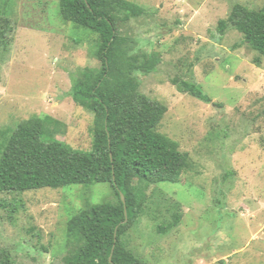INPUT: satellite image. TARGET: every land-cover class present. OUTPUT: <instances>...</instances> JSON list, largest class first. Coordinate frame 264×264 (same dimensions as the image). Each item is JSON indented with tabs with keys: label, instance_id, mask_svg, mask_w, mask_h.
<instances>
[{
	"label": "rangeland",
	"instance_id": "rangeland-1",
	"mask_svg": "<svg viewBox=\"0 0 264 264\" xmlns=\"http://www.w3.org/2000/svg\"><path fill=\"white\" fill-rule=\"evenodd\" d=\"M128 1L148 11L120 28L131 55L162 59L154 73L135 72L140 90L168 107L158 131L193 161L180 183L136 180L144 205L129 248L148 264H264V57L236 29L219 31L236 4L261 10L264 0ZM0 9L12 21L0 47V130L50 117L56 139L91 151L95 117L72 88L101 67L98 35L64 22L60 0H0ZM174 80L198 84L212 103ZM87 201L116 197L109 184L0 194V247L12 264H65L68 222ZM178 203L182 222L162 231Z\"/></svg>",
	"mask_w": 264,
	"mask_h": 264
},
{
	"label": "trees",
	"instance_id": "trees-1",
	"mask_svg": "<svg viewBox=\"0 0 264 264\" xmlns=\"http://www.w3.org/2000/svg\"><path fill=\"white\" fill-rule=\"evenodd\" d=\"M6 13L0 9V47L4 49L12 32ZM60 14L64 22L98 35L96 53L101 67L87 68L74 78L72 88L74 101L95 117L93 149L77 150L56 139L49 130L55 123L50 117H33L14 131L0 130V194L109 184L116 201H87L69 220L72 251L65 264H148L125 239L144 205L135 182L180 183L193 163L177 141L158 131L168 107L142 93L135 76L136 71L156 72L162 62L160 55H131L129 38L120 30L148 16V11L128 0H60ZM229 28L239 31L264 57V9L236 4L228 18L219 21L221 34ZM173 83L181 92L212 103L198 84ZM172 211V220L160 227L164 232L182 222L181 205H172ZM12 263L11 252L0 247V264Z\"/></svg>",
	"mask_w": 264,
	"mask_h": 264
},
{
	"label": "water",
	"instance_id": "water-1",
	"mask_svg": "<svg viewBox=\"0 0 264 264\" xmlns=\"http://www.w3.org/2000/svg\"><path fill=\"white\" fill-rule=\"evenodd\" d=\"M123 200H124V202H125V199H124V197H123ZM126 216H127V211H126ZM111 261H112V259H111Z\"/></svg>",
	"mask_w": 264,
	"mask_h": 264
}]
</instances>
